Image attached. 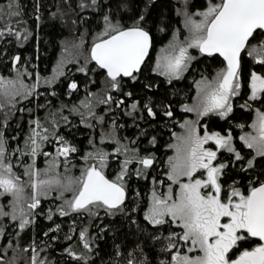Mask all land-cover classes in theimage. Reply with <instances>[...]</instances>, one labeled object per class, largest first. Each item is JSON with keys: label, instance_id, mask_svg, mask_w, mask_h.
<instances>
[{"label": "snow or ice", "instance_id": "obj_1", "mask_svg": "<svg viewBox=\"0 0 264 264\" xmlns=\"http://www.w3.org/2000/svg\"><path fill=\"white\" fill-rule=\"evenodd\" d=\"M131 3L132 0H117L116 11L129 9ZM79 6L101 9L103 7L97 0H91L90 3L82 0ZM187 7L185 0L184 26L189 35L182 41L177 33L173 32L172 39L161 49L162 54L157 56L152 71L167 77L169 83L180 78L196 59L189 49H196L201 55L208 57L218 54L223 59L224 67L217 71L212 80L202 77L200 81H196V102L191 106L183 104L181 108L186 112H195L197 117L209 114H217L221 118L228 116L233 110L232 98L241 94L245 57L251 60L247 80L250 95L242 107L250 108L249 101L264 104V0H207V6L196 12H189ZM6 11L9 18L21 17L24 14L19 0H9ZM35 11L39 13V4ZM52 15L55 16L56 13ZM36 19H40L39 14L36 15ZM129 19L130 24L114 20L113 9L109 7V11L103 15L104 28L94 38L89 55L77 69L86 75L97 70L105 73L108 90L97 103L108 106L106 112L112 111V106L119 109L126 103L124 97L133 96V92L123 91L125 78L131 81L138 80L139 75L147 67L146 58L149 57V51L153 46V36L145 27L146 12L140 11L137 14L133 11ZM6 33L15 35L17 39L21 37V32L11 27L6 26L0 30V36ZM27 38L28 34L25 31L23 39ZM20 59L19 55L15 56L13 65L15 66ZM90 62H94L96 67H90ZM64 63V60L59 62L57 75L64 74L62 71ZM56 78L57 76H53L44 82L51 84ZM39 83L38 73L36 82L31 86L26 85L19 74L15 78L0 76V107L7 104L14 108L17 96L23 99L33 95L39 97L41 94L36 91ZM89 83L93 81L90 80ZM67 87L69 96L79 90L75 80L69 82ZM144 87L150 89L152 84L148 83ZM113 90L119 93V97L112 94ZM52 95L56 93L53 92ZM96 98V93L88 92L79 105H72L70 113L79 112L81 123H86L85 115L103 123L105 115H97L95 112L96 104L93 103V99ZM47 103L48 101L45 102ZM45 104L37 103L36 108H44ZM63 107L67 105H62ZM128 107L131 111L126 110L125 114L133 116L134 123L136 119L134 112L138 107L142 113L146 111L147 116L153 119L159 118L156 107L162 109L165 117L171 118L174 115L170 104L154 106L151 98L142 105L139 101H133ZM81 108L85 111H80ZM19 111L24 112V109L20 108ZM32 111L28 109L29 113ZM139 119L144 120V115H140ZM61 121L73 127L68 117L62 114V109L48 112L43 122L39 117L30 119L29 125L35 127H30V134L24 141V149L14 150L19 151L21 156L27 155L32 158L30 164L17 160L24 168L23 174L29 177L30 196L26 195L25 185L20 175L14 171L12 157L7 154L8 137L0 132V196L9 194L12 197L9 201L10 211H5L4 206L0 205V217H10L12 221H18L17 226L23 231L35 223L34 217L38 214L40 198L48 196L55 188L59 198L63 200L56 209L60 216L87 213L89 218H93L98 217L99 211L103 210L107 216L120 214L130 223L137 224L139 231L145 235V246L149 239L154 245H160L159 254L163 258L159 259L158 264H264V111L256 109V118L250 125L253 131L239 138L254 155L246 156L233 144L230 130L227 134H221L218 131L209 132L205 126L203 135H200L198 121L184 120L181 123L180 126L185 132L179 136L173 133L176 143L167 145L168 148L175 150V154L167 160L166 176L172 183L167 185L166 192H158L154 187L148 207L144 210L143 219L147 225L152 226L151 229L147 226L140 228L139 221L128 215L129 211L136 212L138 204L134 201L140 196L136 191L133 201H128V192L131 189L129 181L133 175L145 180L151 175V169L156 161L155 155L151 152L142 154L138 147H130L138 143V138L132 140L125 137L127 143H123L116 135L118 127L123 125H118L114 118L111 129L101 134V142L108 139L117 145L113 150L119 166L115 177L109 178L105 173V169L110 167V154L97 147L94 140L90 139L88 143L91 150L82 157L85 166L81 169L80 175L65 176L62 179L59 173L51 175L59 165V158H64L63 163L67 172L70 154L78 153L79 149L56 131ZM88 126L93 127L91 124ZM136 127L139 128V125L136 124ZM237 127L243 128L244 125ZM140 135L147 133L141 131ZM50 137L56 140L55 156L48 161L49 167L41 170L36 168L34 158L44 142H50ZM209 141L214 143L215 148L206 147ZM156 142L155 136L148 141L150 145H155ZM222 150L228 153L227 158L222 156L218 158V153ZM44 155L47 157L50 154L45 152ZM121 155L123 159L119 160ZM257 157L260 159L257 160ZM132 165L134 167H130ZM243 173L249 174L246 177V191L238 186L242 183L238 179H232L225 189V183L232 175ZM42 175L45 178L42 179ZM185 177L186 181L182 179ZM152 179L155 184L157 178ZM159 183L163 186L165 182ZM172 184H178V190H174ZM66 192L72 194L70 198L64 196ZM46 218L53 220L52 209H49ZM74 226L75 220L69 227V233L75 231ZM60 228L61 225L56 224L55 229L49 228L44 235L48 236L49 232L59 231ZM175 228H180L181 231L177 232ZM165 230L167 235L164 234ZM100 232L104 233V229L101 228ZM4 234L5 229L0 226V235ZM16 235L19 236V233ZM88 235L87 227L79 231L83 248L91 252ZM95 238L100 239V234ZM50 239L58 238L51 236ZM64 239L71 241L73 237L65 234ZM30 247L33 252L32 264H48L47 260L37 259L35 243ZM137 249L142 258L137 260L134 257L136 251L134 249L128 254L131 258L127 260V264H152L149 257L144 255L143 247L137 245ZM63 252L75 264L81 262L94 264L90 262L87 253H78L71 244L65 247ZM193 252L199 254L190 255ZM2 260L0 257V264Z\"/></svg>", "mask_w": 264, "mask_h": 264}, {"label": "trees", "instance_id": "obj_2", "mask_svg": "<svg viewBox=\"0 0 264 264\" xmlns=\"http://www.w3.org/2000/svg\"><path fill=\"white\" fill-rule=\"evenodd\" d=\"M81 2L82 0H19L24 14L18 19L21 21V23L18 24H21V26H23V23L25 24L24 26L27 28L29 36L22 44L19 43L16 37L7 33L0 38V75L7 76L11 73L13 58L17 55L21 57L19 62H23V64L29 68H35L40 75L49 74L64 38L72 31L73 33L74 31L77 32L76 37H78L82 31H85L88 37H91L97 32L99 33L104 28L103 15L109 11V7L113 9V19H118L123 24L131 23L129 17L133 15V11L137 14L140 11L146 12L147 23L145 27L150 30L153 36V46L150 49L149 57L146 59L147 67H145L143 73L139 75L138 80L131 81L130 79H125L126 82L123 86V91L133 92L132 97H124L126 101L125 105H122L119 109L112 106V111L106 112L108 106L97 103V100L102 98L108 90L105 82V73L97 70L95 73L89 72L86 75L85 73L77 71L79 68L78 64L71 63L52 88L41 90L42 93L37 97L35 105L29 107V109L33 110L29 116L35 119L39 117L43 122L48 112H57V110L62 109V114L68 117L73 127H69L61 121L56 131H58L60 135L65 136L79 149L78 153L70 154V163L67 165L68 170L72 171L74 174L85 166L82 157L87 151L91 150L88 141L92 139L97 147L102 148L110 154V167L105 169V173L109 178L115 177L116 172L119 170V166L113 150L117 145L113 140L108 139L101 142V134L111 129V123L114 118L118 125H123V127H118L116 132V135L121 138L123 143H127V140L124 139L125 137L131 138L132 140H137L138 138V143L136 145H130V147H138L142 154L144 152L153 153L156 157V161L154 167L151 169V175H149L146 180L143 178L138 179L133 175L129 181L131 189L128 192V201H133L136 191L140 193V196L134 201L135 204H138L136 212L129 211L128 215L139 221L140 228L147 226L151 229L152 226L147 225V222L143 219V215L144 210L147 208L153 185L152 178L160 176L167 171V157L169 155V148L167 145L171 142V132L175 127L172 120L176 118L181 122L183 116L181 114V105L188 104L192 101L196 92V81L202 79V77H211L218 69L224 66V63L223 60L216 55L207 57L194 50L196 59L191 62L188 70L185 71L180 78L173 79L171 83H169L167 77L153 72L152 68L154 67V57L157 50L168 43L176 29L181 30L182 20L180 17V6L176 0H132L129 9H120L119 12L116 11L117 0H111L110 3L109 0H97V3L103 6L102 9L94 7L81 8L79 6ZM84 2L90 3L91 0H84ZM6 3H9V0H0V7ZM37 4H39V13L35 11ZM206 4L207 0H190L189 9L191 11L202 9L206 7ZM52 13H56V15L53 16ZM37 14L40 16L39 20L36 19ZM70 15L71 17H69ZM160 28H164L165 30L159 31ZM89 66L92 68L96 67L94 62H90ZM250 70L251 60L245 57L241 95L240 98L236 99L233 110L229 116L226 118L210 116L203 122L210 132L218 131L221 134H227L230 130L233 134L236 147L243 151V154L246 156L250 155L249 149L246 150L245 147L238 142V134L240 131L247 129L253 121L254 108H259L262 111L264 110V104L258 101L256 104L251 105L255 106L254 108L242 107L246 101L245 97L250 93V89L247 86ZM72 80L78 83L79 90L74 91L72 95L69 96L67 85ZM90 80L93 81V83H89ZM148 83L152 84L150 89L144 87ZM86 85L87 87H85ZM53 92H55L56 95H52ZM88 92L97 94V98L93 99V103L96 104V114L105 115L106 118L103 123L88 118L86 115V123H81L79 112L70 113L69 111L72 105H79L80 101L85 99ZM112 94L119 97V93L115 90L112 91ZM149 98L153 101L154 106L170 104L174 113L173 117L168 118L163 116L162 109L156 107L155 110L158 112L159 118L153 119L147 116L146 111L142 113L138 107L134 112V116L136 117L134 123V117L125 114L126 110L131 111L128 106H130L133 101H139L142 105L146 103ZM30 101L33 102L34 99L31 98ZM46 101H48L47 104H45ZM37 103L45 104V107L37 109ZM62 105H67V107L62 108ZM80 111L85 110L81 108ZM140 115H144L145 119L140 120ZM89 124L93 125V127H89ZM136 124L139 125V128L136 127ZM237 125H244V127H237ZM2 126V118L0 116V129ZM46 126L48 125L46 124ZM30 127L29 125V128ZM26 129L27 124L25 117H23L20 123L9 121L5 128V135L8 137V151L13 146L22 147L24 145L22 140L26 133ZM141 131H146L147 135H140ZM152 136L156 137L157 142L155 145H150L148 143ZM13 137H15V139H13ZM53 140H55L54 137L50 139V142ZM45 147L47 151L51 150L48 144ZM40 156L41 155H39L37 159V163L39 164H41ZM221 156L227 158L228 153L221 151V153H218V158ZM24 157L27 159L28 156L25 155ZM118 159L122 160L123 156H119ZM259 159L260 158L257 157V160ZM59 161L58 168L65 170V164L63 163L64 159L61 158ZM130 167H134V165ZM247 175L249 174L232 175L225 183V188H227V184L231 183L232 179L241 180L242 183L240 185L245 186L247 184ZM128 201H126V203H128ZM131 206L130 204L129 207ZM56 208L57 202L42 200L38 209V214L35 216V223L31 228L25 230L20 237L21 245L28 244L33 237V240L40 242L41 246L43 245L44 248H48V252L45 253V256L47 260L54 261V264H75L66 254H62L63 249L69 244H71L78 253H87L90 262H94V264H127V260L131 258L128 254L133 252L134 249H136L134 257L139 260L142 258V255L139 249H137V245L143 247L144 255L149 257L152 264H158V260L161 259L160 256L162 255L159 254L160 245H154L149 239L147 241V246H145V235L139 231L137 224L130 223L126 217L120 214L116 216H107L103 210H100L98 217L93 218H89L86 214H81L83 215L82 217H80L81 215L75 214L60 216ZM49 209H52L53 220L51 221L46 218ZM73 220H75V231L69 233V227L73 225ZM86 223L92 224L90 226H93V228H91L93 233L92 241L90 239L91 252L81 247L79 243V245L77 244L78 231L81 227L85 226ZM56 224L61 225L60 230L49 232L48 236H45L44 233L48 232L49 228L55 229ZM101 228L104 229V233L100 232ZM175 231L179 232L181 230L175 228ZM65 234L72 235L73 239L71 241L65 240ZM97 234H100V239L95 238ZM164 234L167 235L166 230ZM51 236H56L58 239L52 240L50 239ZM117 253L120 254L117 255ZM81 264H83V262H81Z\"/></svg>", "mask_w": 264, "mask_h": 264}, {"label": "rangeland", "instance_id": "obj_3", "mask_svg": "<svg viewBox=\"0 0 264 264\" xmlns=\"http://www.w3.org/2000/svg\"><path fill=\"white\" fill-rule=\"evenodd\" d=\"M176 1H177V3L180 6V17H181V20H182V27H181V30L176 29L175 32L177 33L179 39L183 41L184 38L189 35L188 30L184 26L185 17L183 15V11H184V6H185V0H176ZM189 3H190V0H187V5H188L187 10L189 12H196L198 9H195V10H192V11L189 9ZM7 5H8V3H6V4H4V5H2L0 7V30L5 29L6 26L7 27H11V28L16 29V30H19L21 32V37H20V39H18V41H19L20 44H22V43L25 42V39H23V36L25 34V31L27 32V28H25V26H24L25 24L24 23L22 24L23 26H21V24L17 23V21H19L18 19L20 17H11V18L8 17L7 11H6ZM206 6H207V4H206ZM69 17H71V15ZM194 19H199V17H194ZM27 34H28V32H27ZM97 34H98V32L95 33L94 35H92L91 37L90 36L88 37L87 34L85 33V31H82L81 34H79V36L76 37L77 36V32L76 31H74V33H73V31L70 32L64 38V40H63V42L61 44L60 51H59V53L57 55V58H56V60L54 62V65H53V67L51 69L50 74L47 75V76L39 75L40 76V83H39V86L36 89V91L40 87H50V86H52V84L57 80L58 76H60V75H57L56 69L59 67V62L61 60L65 61L63 69H62L63 73L68 68V65H70L71 63H76V64H78L79 67L81 65H83L84 58L89 55L90 48H91L92 44L94 43V38L97 36ZM9 35H11V34H9ZM3 36H5V35H3ZM3 36H0V38H2ZM13 36L16 37L15 35H13ZM171 39H172V37H171ZM169 41H168V43H169ZM168 43H166L165 45L161 46L157 50V52L155 54V57H154V66L156 64L157 56L162 54L161 53V49L164 48L166 45H168ZM194 50L198 52V50H196V49H189V52L193 56H195ZM217 71L211 77H209L207 79L208 80H212L213 77H215ZM37 73L38 72L36 71L35 68H33V69L29 68L25 64H23V62H19L18 61V62H16L15 66L13 65L11 73L9 75L3 76V77H5V78H15L19 74L20 78L24 81V83L26 85L31 86L32 84H34L36 82ZM0 76H2V75H0ZM53 76H57V78L51 84H46L44 82L45 79L51 78ZM200 80H198V81H200ZM195 91L196 92H195L193 101L189 104L190 106L193 105L196 102L195 98L197 97V85H195ZM30 97H28V99ZM15 99H16L17 102H16L14 108L11 105H7V104L4 107H0V116L2 118V125H3L2 128L0 129V132L5 134V128H6L7 124L9 123V121H14V122L20 123V121L23 119V117H25L26 124H27V129H26V133L25 134L23 133L24 136H23V140L22 141L24 142L25 141L24 138H26V136H28L30 134L29 120L30 119H35L34 117L29 116L30 113L28 112L29 107L31 105H33V104H31L30 106L25 107L26 106L25 104H27V100L28 99H23V98H21L19 96H17ZM20 108H23L24 112H20L19 111ZM190 113L191 114H189V115L186 114L184 116L183 120L181 122H179V130L176 132L177 136H179V135H181V134H183L185 132V129L181 128V126H180L181 123L184 120L198 121L199 122L198 123L199 133H200V135H203L204 130H205V124L203 123L202 119L204 117H197L195 112H190ZM205 117H207V116H205ZM255 118H256V116H255ZM250 125H249V127L246 130H242V131L239 132L238 139L240 138V136L245 135L247 133H251L253 131L252 128L250 127ZM31 127H35V126L31 125ZM52 138L53 137H50V139H52ZM239 141H241V140L239 139ZM174 143H176V137L175 136H173V139L170 142V144H174ZM47 144H48V146L51 147L50 151H47V148L45 147V146H47ZM233 144H234V142H233ZM206 147L215 148V145H214L213 142L209 141V143L206 145ZM17 148L24 149V145L22 147H20V146L11 147V149L9 151L7 150V154L10 157H12V163L14 165V171L18 175H20L21 181L25 185V193H26V195L30 196L31 195V188L28 186L29 177L23 174L24 173V168H23V166H21V165H19L17 163V160L20 159V160H23V162L25 164H30V163H32V158L27 157V159H26L24 156H21V153L19 151H14ZM169 149L170 150H169V155L167 157V160H168V158L170 156H173L175 154V150L174 149H172V148H169ZM45 152L49 153L50 155L46 157L44 155ZM55 152H56V140H53L51 142H44V144L41 147V150L38 152V154L34 158L35 159L36 168H39L41 170H44V169L48 168L49 167L48 161H51L53 159V157L55 156ZM39 155H41L40 156L41 157V164L37 163V159H38ZM61 158H63V157H60L59 159H61ZM80 171L81 170H79L76 174H74L72 171L68 170L66 172L64 169H59L58 166H57L54 169V171L51 173V175H55L56 173H59L62 179L65 176L78 177L80 175ZM41 178L43 179L45 177L42 175ZM182 179L185 180V181L187 180L186 177L182 178ZM159 181H157L155 184L153 183L152 189H151V193H152V190H153L154 187H155V189L158 192H166L168 190L167 185L172 183L171 181H167V182H165L166 186H164V188H161ZM172 187H173L174 190H178L179 185L178 184H172ZM151 193L149 195V198L151 196ZM71 195L72 194L70 192L64 193V196L66 198H70ZM49 197L57 199L59 201L58 202L59 205H61L63 203V200L59 198V193L55 190V188L52 190V192L48 196H42L40 199L42 200V199L49 198ZM11 199H12V197L9 194H5V195L0 196V205L4 206V210L5 211H10L11 210L10 206H9V201ZM148 201H149V199H148ZM25 207H26V205H25ZM147 207H148V205H147ZM85 214L87 215V213H85ZM5 219L7 221L3 222ZM11 222L13 224H12V227H11L10 230H12L15 227H16V229L20 230L18 228V226H17L18 225V221H12L10 217H0V226H2L3 228L6 227V225L11 224ZM2 240H3V235H0V257L3 258L2 264H32L33 252H29L27 249H24V248L18 249V248H15V247L14 248L3 247V245H1ZM6 246H8V244H6ZM7 250L8 251L10 250V251L7 252ZM37 259L41 260L39 255L37 256Z\"/></svg>", "mask_w": 264, "mask_h": 264}, {"label": "flooded vegetation", "instance_id": "obj_4", "mask_svg": "<svg viewBox=\"0 0 264 264\" xmlns=\"http://www.w3.org/2000/svg\"><path fill=\"white\" fill-rule=\"evenodd\" d=\"M196 56V55H195ZM204 56V55H203ZM208 57V56H207ZM190 66V65H189ZM51 72V71H50ZM185 73V72H184ZM50 74V73H49ZM49 74H47V75H49ZM40 75V74H39ZM47 75H41V76H47ZM61 76V75H60ZM60 76H58V78H57V80L59 79V77ZM125 79H128V78H125ZM57 80L55 81V82H57ZM55 82L52 84V86L55 84ZM52 86H50V87H40L37 91L41 94L42 92H41V90L42 89H45V88H47V89H50V88H52ZM241 95V94H240ZM240 95L239 96H237V97H234L233 99H232V103H233V107H234V105H235V101H236V99L237 98H240ZM249 95H250V93L248 94V96L247 97H245V99L246 100H248V98H249ZM31 98H33L34 99V101L33 102H31L33 105H35V103H36V99H37V97L35 96V95H33V96H31L28 100H27V104H25L26 106L25 107H27V106H30L31 105V103H29V101H30V99ZM194 98V97H193ZM192 101H193V99H192ZM191 101V102H192ZM190 102V103H191ZM190 103H188L187 105H189ZM249 103L251 104V105H254V104H256V102H252V101H249ZM252 108H254L255 106H251ZM256 109L257 108H254V110H253V112H254V117H253V120H254V118H255V116H256ZM181 114L183 115L182 116V118H181V121L183 120V118H184V116L186 115V114H191L190 112H186V111H184L183 109H181ZM230 114V113H229ZM229 114H228V116H229ZM210 116H217L218 117V115H216V114H210L209 116H207V117H204L203 119H202V121L204 122V120H206L208 117H210ZM220 117V116H219ZM227 117V116H226ZM226 117H224V118H226ZM221 118V117H220ZM172 122L175 124V127L173 128V130H172V132H171V141H172V139H173V133H176L179 129H178V119H173L172 120ZM252 123V122H251ZM249 127V126H248ZM246 130V129H245ZM232 133V132H231ZM232 136H233V134H232ZM233 139H234V137H233ZM237 140H238V142L241 144V145H243V143L241 142V141H239V139L237 138ZM233 142H234V140H233ZM234 145H235V142H234ZM236 146V145H235ZM244 146V145H243ZM245 147V146H244ZM245 149L247 150V148L245 147ZM170 150V149H169ZM240 150V149H239ZM223 151V150H222ZM242 153H243V151H242ZM249 153H250V155H254V152L251 150V149H249ZM168 169V168H167ZM168 171V170H167ZM166 171V172H167ZM156 178H157V181H164V182H167V181H169L168 179H167V176H166V173H164V174H162V175H160V176H155ZM166 180V181H165ZM166 183H164L163 184V186H161V184H160V186H161V188H164V186H166L165 185ZM238 186H240L241 188H242V190H244V191H246V186H247V184L245 185V186H241V185H238ZM226 189V188H225ZM42 200H47V202L49 201V200H52V201H54V202H57V206L59 205L58 204V200L57 199H55V198H45V199H42ZM41 200V201H42ZM148 205V204H147ZM57 209V208H56ZM59 213V212H58ZM83 214H85V213H83ZM81 215V214H80ZM83 215H81L80 217H82ZM86 216V215H85ZM36 220V218L34 217V221ZM5 221H7L6 219L3 221V222H5ZM91 223V222H90ZM12 222H11V224H9V225H6V227H4V229H5V234L3 235V240H2V242H1V245H3V247H6V244H8V246L7 247H9V248H14V246H15V248H18V249H21V248H24V249H27L29 252H32V249H31V247H30V245L32 244V243H35V245H36V250H37V253H38V255H39V257L41 258V260H47V257L45 256V253L46 252H48V248H44L43 247V245L41 246L40 245V242H38L37 240H33V237L31 238V240L28 242V244H25V245H21V240H20V237H21V235H22V233L25 231V230H27L28 228H31L32 227V225H30L28 228H26V229H24L23 231H21V230H18V229H16V227L15 228H13L12 230H10L11 229V227H12ZM90 225H92V224H89V223H86V225L85 226H83V227H81L80 229H79V231L82 229V228H85V227H87L88 228V233H89V235H88V240H89V243H90V239H91V241H92V231H91V228H93V226H90ZM180 229V228H179ZM181 230V229H180ZM79 231H78V238H77V244L79 243L80 244V246L81 247H83V242H81L80 241V239H79ZM17 233H19V236H17L16 234ZM76 243V242H75ZM78 244V245H79ZM91 244V243H90ZM74 245H76V244H74ZM245 246H248V245H245ZM186 250V249H185ZM10 251V250H9ZM8 250H7V252H9ZM62 254H65L64 252L62 253ZM197 254H199L198 252H193V253H190V255H197ZM161 258H162V256H160ZM168 259H170V257H168ZM159 261V260H158ZM47 262H48V264H54V261H50V260H47Z\"/></svg>", "mask_w": 264, "mask_h": 264}, {"label": "water", "instance_id": "obj_5", "mask_svg": "<svg viewBox=\"0 0 264 264\" xmlns=\"http://www.w3.org/2000/svg\"><path fill=\"white\" fill-rule=\"evenodd\" d=\"M150 52V51H149ZM204 56H207V55H204ZM216 56H218V54H216ZM219 57V56H218ZM222 59V57H220ZM147 59V58H146ZM223 60V59H222Z\"/></svg>", "mask_w": 264, "mask_h": 264}]
</instances>
